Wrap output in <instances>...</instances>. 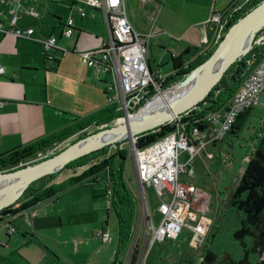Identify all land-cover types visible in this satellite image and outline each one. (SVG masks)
<instances>
[{
	"label": "crops",
	"instance_id": "obj_1",
	"mask_svg": "<svg viewBox=\"0 0 264 264\" xmlns=\"http://www.w3.org/2000/svg\"><path fill=\"white\" fill-rule=\"evenodd\" d=\"M136 1L138 4L134 6V1L126 0L127 16L136 17L138 13H134V10L140 9L143 12L141 15L139 13L138 17L145 19H141L135 26L130 22L134 30L143 33L152 28L147 51L148 66L153 73L171 76L172 70L167 74L161 71L163 61H157L155 69H152L148 58L149 51L153 53L152 45L167 49L165 42L170 40L175 46H180L175 47L179 51L176 55L169 54L170 58L180 55L183 49L208 48L203 39L211 32L212 25L207 24V20L212 11H222L232 0H164L160 6L151 1ZM17 5L21 7L18 9L19 18L12 25L8 12ZM30 7L35 9L36 17L24 13V10ZM77 7L83 9L84 17L74 11ZM97 13L102 14L100 10L82 4L81 0L0 1V67L4 69V75L0 76V100L4 101L0 107V155L79 125L89 123L91 125L85 129L91 131L96 129V122H101L106 117L112 119L111 123L116 120H113V112L110 109H114V114L120 109L115 103H109L107 100L108 74L104 73L103 68L99 72L89 68L80 56L82 52L109 43V26L104 17H98ZM151 15L155 16L154 25L150 21ZM69 19L73 21L74 33L71 38H66L62 31ZM15 29H32L33 33L29 38L16 37L12 33ZM51 37L56 38L59 47L68 51L66 55L54 49L48 53L44 51L42 42ZM47 55L52 56V59ZM78 135L79 131L62 144L77 138ZM103 181H98L102 184L100 190L104 189ZM90 188L93 198L99 195L96 189ZM97 191L99 192L98 189ZM139 211L136 216V235L140 228ZM32 212H28V215ZM202 212H208L206 207ZM31 217L33 218L32 214ZM23 218L12 217L0 223V226L4 227V236L0 237V264H8L4 262L8 259L9 264H65L59 257L54 258L51 251L41 245L37 235L32 232L36 229L35 225L32 224V228L27 225L29 216L24 229L15 225V230L22 234L21 240L11 236L16 231L6 233V223L13 226L12 220L18 222ZM215 219L216 216L214 221ZM211 229L212 226L209 227L206 237H209ZM11 243H16V247H11ZM28 244L32 246L29 245L20 251ZM193 262L195 261H185L186 264Z\"/></svg>",
	"mask_w": 264,
	"mask_h": 264
},
{
	"label": "built area",
	"instance_id": "obj_2",
	"mask_svg": "<svg viewBox=\"0 0 264 264\" xmlns=\"http://www.w3.org/2000/svg\"><path fill=\"white\" fill-rule=\"evenodd\" d=\"M138 1L141 3L151 1L160 6L164 0ZM81 3L100 10L109 26V43L80 53L82 62L96 72L103 68L105 74L112 75L117 85L108 83L106 86L108 102L115 103L121 111L128 109L132 111L148 96L157 92L164 80L160 73L148 70L147 51L152 28L143 33L134 30L127 16L126 0H81ZM249 3L250 0H232L222 11H212L207 20V24L212 25L211 35L204 37L205 45L207 47L216 46L224 37L230 21ZM20 8L17 5L8 12L11 15L12 25L19 18L18 9ZM74 11L80 17L85 16L82 8L77 7ZM24 13L32 17L37 16L32 7L25 9ZM154 17V15L150 16L153 25ZM73 29V21L69 19L63 28L62 35L71 38L74 33ZM12 33L16 37L29 38L33 30L15 29ZM42 43L46 53L53 49L59 50L62 55L68 53L66 49L57 45L55 37ZM248 53H251L250 58L254 59L253 65L241 79L238 90L233 94L224 111L209 114L203 119L201 127L196 124L187 125L180 116L173 121V130L161 139L143 149L133 146L132 155L136 179L142 191L139 226L143 220L145 224L142 242L137 234L132 244V248L136 247L139 250L135 264H145L144 255L147 244L151 248L154 244L175 240L183 229L189 231L194 241L200 244L205 243L210 224L205 219V212L198 214L195 208V203L202 192L197 187L182 184L179 181V175L186 173L190 175V163L195 159L201 160L202 163L205 159H213L212 148L227 136L237 117L259 104V97L264 92V32L257 33ZM47 57L52 59L50 55ZM257 58L259 60L255 62ZM2 75H4V69L0 67V76ZM3 104L4 101L0 100V107ZM124 116L127 117L126 114ZM135 140L136 138L133 139V143ZM183 153L188 156L185 163L179 161ZM148 188L153 189L160 200L164 194L168 196L167 201L163 203V217L156 226L153 223L149 225V214L146 209L147 198L144 193V190ZM111 198L112 192L108 188L105 192L106 208H110ZM23 215L25 216V213ZM15 231L14 226L6 223L7 234ZM96 236L105 243L110 239L109 233L103 231L97 233ZM131 252L126 264H130ZM201 260L202 257L199 258V261Z\"/></svg>",
	"mask_w": 264,
	"mask_h": 264
},
{
	"label": "rangeland",
	"instance_id": "obj_3",
	"mask_svg": "<svg viewBox=\"0 0 264 264\" xmlns=\"http://www.w3.org/2000/svg\"><path fill=\"white\" fill-rule=\"evenodd\" d=\"M132 5L138 4L136 0ZM89 10H91L89 8ZM143 11L138 9L134 10V13H142ZM93 14V13H92ZM128 17L130 22L135 26L141 19L145 17ZM91 15V13H90ZM98 17H104L103 13H97ZM105 20V19H104ZM109 39V38H108ZM165 45L167 49L162 47H156L152 45L151 50L148 53L152 69L154 70L157 61H163L160 67L163 74H167L171 71V64L169 54L176 55L180 46H175L173 41L166 40ZM169 46V47H168ZM182 48V46H181ZM167 50V51H166ZM185 49H183L184 51ZM156 58V61H154ZM204 60L203 56H196L186 62L183 72L192 71L194 67H197ZM107 82L109 84L117 85L112 75L107 76ZM164 80L158 91L153 95L148 96L147 99L141 102L135 109L117 112L116 120L108 125L112 126L116 123H122L124 114L127 117L132 118L147 104L163 92H166L178 84L181 80H171V76H163ZM175 81V82H174ZM146 104V105H145ZM145 105V106H144ZM121 115V117H118ZM128 118V119H129ZM264 123V93L259 97V104L249 111L246 115H240V118L236 122V128L234 133H229L220 141L217 146L212 148L214 158L211 160H193L190 163V175L180 174L179 181L184 185H192L197 187L201 192L195 203L197 213L201 214L203 208L206 207L208 212H205V219L212 226L209 237H207L205 243L200 244L194 241L191 234L187 229H183L182 232L175 240H168L164 243L154 244L149 248L148 244L145 249V264H186V260L195 261L193 264L199 263V258L204 254L208 248L215 252L220 258L222 255L229 254L235 259L241 255V250L237 244L231 238V232L236 228L238 223V214L231 209H227L223 220L217 218L215 223V216H222V212L225 211V205L227 204L229 195L235 190L239 183L240 176L242 175L246 164L247 158L252 150L253 143H255V137L258 135L260 127ZM94 132L93 130L87 131V134ZM86 134V135H87ZM76 141V138L70 139L64 145H60L56 152L53 150L48 151L45 154L38 155L36 158L24 165H20L18 168L38 163L44 159H47L59 152L62 148ZM116 146L123 149L126 154V160L124 164V178L126 184L132 193V196L137 200V211L140 210V194L137 179L135 164L133 159V146L135 142L133 140H124ZM136 148V147H135ZM187 154L183 153L179 157L181 163L187 161ZM7 172V171H6ZM78 173H76V176ZM67 172H62L61 176L57 179L56 183L59 184L67 180ZM106 175L104 172L99 174L101 181L105 180ZM92 183V182H91ZM10 187L12 184H5ZM102 184L100 182L94 184V189H101ZM90 185L88 183L83 186L69 188L64 193L58 195V201L53 204L42 203L32 209V215L29 213L28 219L24 218L19 220H12V225H18L19 228H23L27 224L32 228L35 225V230H32L42 246L48 248L54 258H60L65 264H126L128 257L132 250L133 239L136 235V230L131 241L124 244V248L118 253L119 237L117 235V222L113 210L110 208L106 210V204L103 197L97 195L92 197ZM144 193L147 198V212L149 213V225L153 223L155 226L161 221L163 217V203L167 201L168 196L163 195L160 200L151 188L145 189ZM204 194V195H203ZM17 207V205H16ZM140 215V214H139ZM140 217V216H139ZM220 221L222 224H220ZM213 223V225H212ZM26 225V226H27ZM215 225L217 230H215ZM137 226V225H136ZM34 229V228H33ZM4 227L0 226L1 238H3ZM107 232L110 235L108 242H102L99 238H96V234L99 232ZM213 231V232H212ZM145 233V224L142 222L138 230V238L141 242ZM22 234L16 232L11 234L14 238L21 240ZM214 235V236H213ZM211 236V238H210ZM213 236V237H212ZM16 243H11V247ZM21 248L20 251L26 247ZM32 245H30L31 247ZM46 252V250H43ZM47 253V252H46ZM51 254L48 255L51 257ZM34 255V253H33ZM32 255V256H33ZM10 259H8L9 261ZM7 260L4 262L8 263Z\"/></svg>",
	"mask_w": 264,
	"mask_h": 264
},
{
	"label": "trees",
	"instance_id": "obj_4",
	"mask_svg": "<svg viewBox=\"0 0 264 264\" xmlns=\"http://www.w3.org/2000/svg\"><path fill=\"white\" fill-rule=\"evenodd\" d=\"M261 1L250 0L249 5L230 21L225 33L231 25L256 7ZM261 32H264V28ZM210 35L211 33L208 34L209 37ZM216 46L205 49L196 47L188 48L180 55L171 57V80L177 79L182 81L191 72L190 70L183 72L184 70L182 69L185 67L186 62L199 55L204 57L202 61L204 62ZM249 54L251 53L238 59L230 66L219 83L196 108L181 116V119L187 125L196 124L201 127L203 119L207 118L209 114L224 111L227 108L233 94L241 84V79L253 65L254 59L252 60ZM259 58L255 59V62ZM110 110L113 112V120L117 118V112L121 111L118 110L114 114V109L113 111L112 109ZM110 110H107V112ZM249 111L243 112L242 115H246ZM102 121L95 123L94 126L96 129L93 131L104 124H111L112 119H107L106 117ZM235 123L229 133H233ZM90 125L89 123L79 125L73 129L60 132L55 136L37 141L29 146L0 155V172L14 170L20 165L33 161L36 156L45 154L50 150L56 152L59 145L76 132L78 133L79 131L76 140L85 136L88 130L85 128H88ZM173 128L174 124L171 122L153 131L142 133L136 137L135 147L137 149H143L170 133ZM260 128L257 132L258 135L255 137V143H253L249 157L247 158L246 167L240 176L239 183L229 195L227 204L225 205L226 209L221 213L222 216L219 215L217 217L219 220H223L227 209H231L238 214V223L235 225L236 228L231 232V238L240 248L241 255L237 259L229 254L222 255L218 258L217 254L208 248L201 256L202 260L198 264H264V123ZM124 152L119 146H106L96 152L70 162L59 173L35 181L26 189L16 203L0 212V223L14 217L19 212L21 214H28V212H31L39 204L45 202L47 204H53L56 200L58 201V195L62 192L64 193L69 188L85 185L88 181L90 187L93 188L94 184L99 181L98 175L104 172L106 175V179L103 181L104 189L99 190V192L96 190V193H99V196L105 200L106 190L108 188L111 189L112 198L110 208L113 210L117 222V235L119 237L118 255L124 248V244L131 241L134 236L137 216V200L132 196L124 178V164L126 160V154ZM62 172H67L68 178L67 180L65 179V182L58 184L56 181ZM76 173H78L77 176ZM102 191L103 194H101ZM110 208H106V210ZM216 222L217 219H215ZM220 224H222L221 221ZM215 230H217L216 225ZM138 255L139 250L136 247L133 248L130 264H135Z\"/></svg>",
	"mask_w": 264,
	"mask_h": 264
},
{
	"label": "water",
	"instance_id": "obj_5",
	"mask_svg": "<svg viewBox=\"0 0 264 264\" xmlns=\"http://www.w3.org/2000/svg\"><path fill=\"white\" fill-rule=\"evenodd\" d=\"M263 28L264 0L229 27L211 55L178 84L192 82L167 108L156 109L135 117L140 110L132 119L123 116L122 123L112 126L104 124L47 159L22 168L0 172V180L10 179L14 181L13 187L16 185L13 190L0 191V212L16 203L32 183L59 173L70 162L106 146H114L124 140L131 141L140 134L169 124L196 108L219 83L230 66L251 50L257 33ZM217 62L218 67L213 69ZM148 70L151 71L149 66ZM27 216L28 214H25L24 217L27 219Z\"/></svg>",
	"mask_w": 264,
	"mask_h": 264
},
{
	"label": "bare ground",
	"instance_id": "obj_6",
	"mask_svg": "<svg viewBox=\"0 0 264 264\" xmlns=\"http://www.w3.org/2000/svg\"><path fill=\"white\" fill-rule=\"evenodd\" d=\"M219 65V62H217L214 68H217ZM192 82H189L188 84H183V85H179L176 86L166 92L161 93L160 95H158L157 97L153 98L151 101L147 102L144 106V108L141 109V111L135 116V117H139L143 114L149 113L151 111H154L156 109H160V108H167L172 101L176 100L178 97H180L187 89L188 87L191 85ZM130 117V116H129ZM127 117V118H129ZM134 118V117H132ZM129 118V119H132ZM123 121V120H122ZM5 184H12V186L7 187L5 186ZM14 181L10 180V179H2L0 180V191L1 190H5V191H10L15 189L16 185L13 187ZM12 187V188H11Z\"/></svg>",
	"mask_w": 264,
	"mask_h": 264
},
{
	"label": "flooded vegetation",
	"instance_id": "obj_7",
	"mask_svg": "<svg viewBox=\"0 0 264 264\" xmlns=\"http://www.w3.org/2000/svg\"><path fill=\"white\" fill-rule=\"evenodd\" d=\"M23 216V214H21L20 212L19 213H17L14 217H16V218H21Z\"/></svg>",
	"mask_w": 264,
	"mask_h": 264
}]
</instances>
